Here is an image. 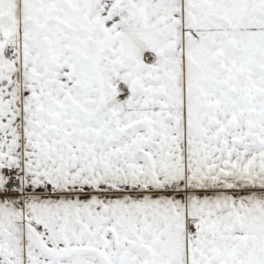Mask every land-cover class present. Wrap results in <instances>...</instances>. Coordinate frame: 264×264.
Here are the masks:
<instances>
[{"label":"snow or ice","instance_id":"6c2138e0","mask_svg":"<svg viewBox=\"0 0 264 264\" xmlns=\"http://www.w3.org/2000/svg\"><path fill=\"white\" fill-rule=\"evenodd\" d=\"M0 264H264V0H0Z\"/></svg>","mask_w":264,"mask_h":264}]
</instances>
